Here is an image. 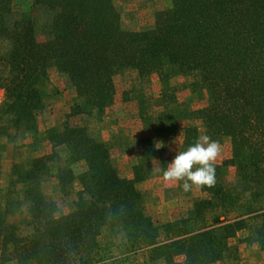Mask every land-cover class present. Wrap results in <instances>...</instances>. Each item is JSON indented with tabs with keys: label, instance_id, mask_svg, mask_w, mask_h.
<instances>
[{
	"label": "trees",
	"instance_id": "trees-1",
	"mask_svg": "<svg viewBox=\"0 0 264 264\" xmlns=\"http://www.w3.org/2000/svg\"><path fill=\"white\" fill-rule=\"evenodd\" d=\"M42 17L46 22H37ZM147 26L124 29L113 0H0V137L4 124L34 131L51 69L84 101L71 106L61 132L48 133L51 153L17 173L21 185L30 184L22 193L28 214L17 229L8 222L9 203L0 212V264H138L139 253L143 264H177L179 256L180 264H217L230 255L246 221L206 226L203 217L213 201L225 203L219 178L232 165L244 188L264 199V0H171ZM170 68L207 94L186 120L213 140L229 138L232 156L215 166V186L201 188L208 198L194 203L188 218L156 225L140 207V169L133 180L120 176L100 135L68 120L110 109L119 73L164 80ZM197 134L195 125L183 129L184 150ZM50 171L63 196L75 195L69 214H58L42 194ZM258 211L252 244L264 251V208ZM104 229L115 231L135 259L107 256L99 243Z\"/></svg>",
	"mask_w": 264,
	"mask_h": 264
},
{
	"label": "rangeland",
	"instance_id": "rangeland-1",
	"mask_svg": "<svg viewBox=\"0 0 264 264\" xmlns=\"http://www.w3.org/2000/svg\"><path fill=\"white\" fill-rule=\"evenodd\" d=\"M170 1L113 0V3L123 28L137 31L148 27L147 24L154 21L155 13L166 9ZM46 20L42 17L37 22ZM2 70L0 64V72ZM166 72L169 74L167 79L160 80L153 75L144 80L139 78L136 71L125 70L113 79L115 95L110 109L103 114L92 109L89 116L68 120L72 126L85 125L100 135L110 150L111 163L120 176L133 180L135 169H140L138 176L143 179L136 183L143 200L140 207L156 225L183 220V213L186 214L184 218H188L194 203L208 198L201 188L194 186L191 191L185 192L182 182L167 184L161 178L162 171L177 151H184V128L197 126V139L206 134L204 127L185 117L202 106L207 97L206 91H192L185 76L176 74L171 68L166 69ZM42 89L43 106L36 116L34 131L4 124L7 131L0 137V212L9 203L11 214L8 222L17 229L22 226V218L28 214L22 193L30 185H21L17 173L29 170L37 159L50 154L48 133L62 131L72 105L84 106L83 100L74 99L73 93L54 69L49 71ZM3 101L4 91L0 90V107ZM170 127L174 128L173 134ZM218 141L222 151L215 166H221L232 156L230 139L222 138ZM151 143H154L152 148ZM158 143L163 147L157 149ZM57 151L64 159L65 149L59 148ZM246 159L245 154L238 162H245ZM220 179L222 190L228 195L227 199L225 203L212 202L210 210H205L204 224L210 226L216 219L233 220L239 216L246 221L247 227L237 233L236 239L230 241V255L217 264H261L264 262V251L253 245L252 240L255 229L260 225L257 214L260 213L259 209L264 208V199L254 198L244 188L247 185L242 182L236 165L228 167ZM40 185L45 200L57 208L58 214L65 215L73 211L75 195L63 196L51 171L41 179ZM99 243L107 256L135 259L115 231L109 233L108 229H104ZM137 255L138 264H143L141 253ZM174 260L180 264L183 257Z\"/></svg>",
	"mask_w": 264,
	"mask_h": 264
},
{
	"label": "clouds",
	"instance_id": "clouds-1",
	"mask_svg": "<svg viewBox=\"0 0 264 264\" xmlns=\"http://www.w3.org/2000/svg\"><path fill=\"white\" fill-rule=\"evenodd\" d=\"M163 147L161 143L157 149ZM222 146L209 135L202 134L184 151H177L173 160L162 171L161 178L167 184L182 182L185 192L196 188H212L216 184V161Z\"/></svg>",
	"mask_w": 264,
	"mask_h": 264
},
{
	"label": "crops",
	"instance_id": "crops-1",
	"mask_svg": "<svg viewBox=\"0 0 264 264\" xmlns=\"http://www.w3.org/2000/svg\"><path fill=\"white\" fill-rule=\"evenodd\" d=\"M152 23V21L149 23V24H147V25H150ZM141 25H142V23H141ZM128 179V178H127ZM161 202H163V200L161 201ZM188 212V211H187ZM147 215V214H146ZM184 217H186V214H184L183 213V219H185Z\"/></svg>",
	"mask_w": 264,
	"mask_h": 264
}]
</instances>
